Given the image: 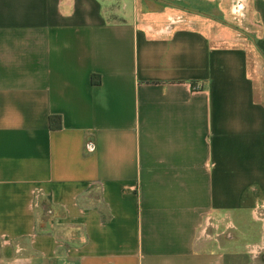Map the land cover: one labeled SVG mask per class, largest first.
Returning a JSON list of instances; mask_svg holds the SVG:
<instances>
[{
  "label": "crops",
  "instance_id": "obj_1",
  "mask_svg": "<svg viewBox=\"0 0 264 264\" xmlns=\"http://www.w3.org/2000/svg\"><path fill=\"white\" fill-rule=\"evenodd\" d=\"M260 206L264 0H0V264H264Z\"/></svg>",
  "mask_w": 264,
  "mask_h": 264
},
{
  "label": "built area",
  "instance_id": "obj_2",
  "mask_svg": "<svg viewBox=\"0 0 264 264\" xmlns=\"http://www.w3.org/2000/svg\"><path fill=\"white\" fill-rule=\"evenodd\" d=\"M253 218L260 222L261 235L259 241L250 244L247 252L252 258L264 254V207L260 206L253 210Z\"/></svg>",
  "mask_w": 264,
  "mask_h": 264
},
{
  "label": "rangeland",
  "instance_id": "obj_3",
  "mask_svg": "<svg viewBox=\"0 0 264 264\" xmlns=\"http://www.w3.org/2000/svg\"><path fill=\"white\" fill-rule=\"evenodd\" d=\"M214 229H215V228H214ZM214 229L211 230L212 233L215 232V231H217V229H216L215 231H214ZM207 232H208V231H207ZM218 235H219V234H218Z\"/></svg>",
  "mask_w": 264,
  "mask_h": 264
},
{
  "label": "trees",
  "instance_id": "obj_4",
  "mask_svg": "<svg viewBox=\"0 0 264 264\" xmlns=\"http://www.w3.org/2000/svg\"><path fill=\"white\" fill-rule=\"evenodd\" d=\"M98 81H99V79H98V80H95V82H98ZM50 119H51V121H52L53 117H51Z\"/></svg>",
  "mask_w": 264,
  "mask_h": 264
}]
</instances>
